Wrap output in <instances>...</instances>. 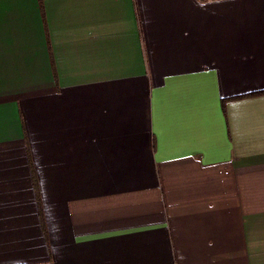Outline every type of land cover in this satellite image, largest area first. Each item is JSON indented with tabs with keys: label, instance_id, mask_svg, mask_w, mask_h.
<instances>
[{
	"label": "crops",
	"instance_id": "1",
	"mask_svg": "<svg viewBox=\"0 0 264 264\" xmlns=\"http://www.w3.org/2000/svg\"><path fill=\"white\" fill-rule=\"evenodd\" d=\"M261 90L264 0H0V264H264Z\"/></svg>",
	"mask_w": 264,
	"mask_h": 264
},
{
	"label": "trees",
	"instance_id": "2",
	"mask_svg": "<svg viewBox=\"0 0 264 264\" xmlns=\"http://www.w3.org/2000/svg\"><path fill=\"white\" fill-rule=\"evenodd\" d=\"M260 95H264V90L255 91V92H251V93L243 94V95H237V96H230V97L222 98L223 110H225L226 103L230 100H237V99H242L245 97H253V96H260ZM36 189H37V184H36ZM37 198H38V203H39V208H40V215H41V217H43V211H42L39 192H37Z\"/></svg>",
	"mask_w": 264,
	"mask_h": 264
}]
</instances>
